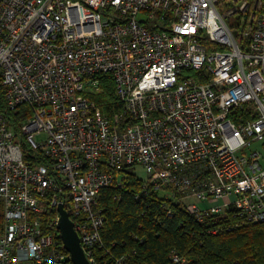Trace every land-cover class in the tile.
Returning a JSON list of instances; mask_svg holds the SVG:
<instances>
[{
  "label": "built area",
  "instance_id": "obj_1",
  "mask_svg": "<svg viewBox=\"0 0 264 264\" xmlns=\"http://www.w3.org/2000/svg\"><path fill=\"white\" fill-rule=\"evenodd\" d=\"M232 2L233 27L220 0H0V87L30 112L17 138L0 111V264H72L42 221L55 211L59 234V206L98 264L100 193L123 167L199 222L264 224V4L246 22ZM97 75L120 112L91 101Z\"/></svg>",
  "mask_w": 264,
  "mask_h": 264
},
{
  "label": "trees",
  "instance_id": "obj_2",
  "mask_svg": "<svg viewBox=\"0 0 264 264\" xmlns=\"http://www.w3.org/2000/svg\"><path fill=\"white\" fill-rule=\"evenodd\" d=\"M242 16H235L234 22ZM233 27V25H230ZM100 90L90 96L104 114L120 112L111 75H97ZM0 111L7 127L20 137V127L30 116L27 106L9 110L0 87ZM121 183L101 191L98 208L103 221L100 231L104 247L98 264H114L106 250L123 264H172L175 252L184 264H264V224L249 225L222 216H207L201 222L184 210V203L162 188L146 185L131 169L116 170ZM0 201V233L3 226ZM55 211H47L43 223L49 232ZM48 222V224L46 223Z\"/></svg>",
  "mask_w": 264,
  "mask_h": 264
},
{
  "label": "water",
  "instance_id": "obj_3",
  "mask_svg": "<svg viewBox=\"0 0 264 264\" xmlns=\"http://www.w3.org/2000/svg\"><path fill=\"white\" fill-rule=\"evenodd\" d=\"M235 35V33H234ZM59 220L57 230L64 250L69 254L72 264H89L81 250L77 235L73 229V224L61 206L57 208Z\"/></svg>",
  "mask_w": 264,
  "mask_h": 264
},
{
  "label": "rangeland",
  "instance_id": "obj_4",
  "mask_svg": "<svg viewBox=\"0 0 264 264\" xmlns=\"http://www.w3.org/2000/svg\"><path fill=\"white\" fill-rule=\"evenodd\" d=\"M233 0H220V5H219V10L220 12L227 16V24L228 25H233L235 16L229 17L228 13L231 12L232 8L234 7V3L232 2ZM264 4V0H249V5H248V12L246 13V22L248 21L249 18V12H252V10H258L261 5ZM258 5V6H256ZM131 171H134L138 177H144V172L141 169H132Z\"/></svg>",
  "mask_w": 264,
  "mask_h": 264
}]
</instances>
